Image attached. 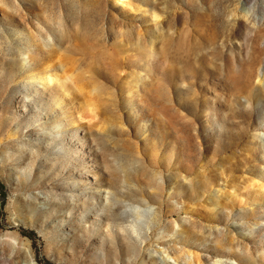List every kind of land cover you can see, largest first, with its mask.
<instances>
[{"label":"rangeland","instance_id":"374dc122","mask_svg":"<svg viewBox=\"0 0 264 264\" xmlns=\"http://www.w3.org/2000/svg\"><path fill=\"white\" fill-rule=\"evenodd\" d=\"M0 264H264V0H0Z\"/></svg>","mask_w":264,"mask_h":264}]
</instances>
